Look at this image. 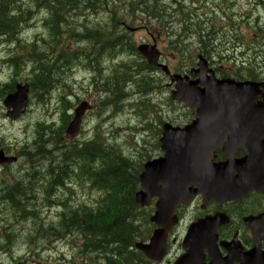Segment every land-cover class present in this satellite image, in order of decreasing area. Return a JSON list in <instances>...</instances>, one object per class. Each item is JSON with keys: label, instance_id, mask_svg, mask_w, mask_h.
<instances>
[{"label": "rangeland", "instance_id": "374dc122", "mask_svg": "<svg viewBox=\"0 0 264 264\" xmlns=\"http://www.w3.org/2000/svg\"><path fill=\"white\" fill-rule=\"evenodd\" d=\"M146 1L147 2L151 1L153 3H159L158 7L161 9V12L163 10V6L166 7L165 2L169 4V0H146ZM244 1H248V5H247V15L248 16L247 17L250 19L248 22V29L245 30L246 32L244 30H241V24H238L237 22H235L238 24L237 33H235L234 29L232 28H226L223 30L222 33L218 32L216 47L217 48L219 47L221 38L224 39L226 41V44L225 46L222 47V49L227 47L228 50L225 52L227 56L231 57V59L237 58V55L240 53L239 52L240 49L247 48V52L245 53V59L248 62V66H249L248 68L252 71L254 70V73L253 72L248 73L249 72L248 68H246L243 71V73L259 74L261 77H264V62L262 63L261 61H259V57L257 55L252 54V51L254 49L264 48V11L261 6H257L258 4H256V2H259V0H229L230 3L237 2L239 7L242 6L243 8H244V5H243ZM26 2L30 3V5L32 6V7L30 6L28 10L27 9L23 10V15H22V17L25 16L29 18V21L27 22L28 29L22 31V33L19 34L18 37L21 39L20 40L21 42L23 40L29 41V42L33 40L38 41L42 36L46 35V29L44 26V23H45L44 17L46 16V13L44 11H39V7L36 5V2L32 4L31 0H24L23 2L24 9H25ZM126 2L131 5L135 4L138 7H140L142 3L145 4L144 0H126ZM220 2L221 0H217L216 4H220ZM115 8L118 10L117 11L118 14L116 16L120 18L119 21H127L128 24L132 26L144 25L148 27L149 29H152L154 32H157V29L155 28H158V27L157 26L154 27L155 21L147 18L146 16H141L142 14L140 13L139 9L134 12L135 14H133L131 11H128V9L125 10L124 9L125 6L123 2L119 0L117 4L114 5V9ZM253 8H256L254 12V16L260 15L259 22H257V18L251 19L249 15L248 10L249 9L252 10ZM152 11H153V8L151 12ZM181 12L182 10L180 11V13ZM228 12L231 13L232 11H228ZM84 14L86 15L85 16L80 15L76 17L74 20L77 19L76 20L77 23L75 22V24L74 23L73 24L78 29H80L81 27H82L81 29H83V25H84L85 26L84 29L87 30V28H90V27H95L98 25L103 26L102 24H104V22H107L109 20V15H111V12H107L101 9V10H98L97 13H95L96 15L94 14V11H86ZM228 15L230 16L231 14H228ZM159 18L160 19L162 18V16H160V11H159ZM187 18H184L183 20H186ZM212 19L215 22V19L214 18ZM187 21H190V20L188 19ZM191 21L190 23L192 24L196 20L191 19ZM229 22H232V21L229 20ZM216 23L218 24L217 19H216ZM95 24H98V25H95ZM179 27L182 28L181 23L179 24ZM119 29L120 30L123 29L120 26V23H119ZM184 29H187V28L184 27ZM81 32L82 30L80 31V33ZM80 33L78 34L74 33V36L76 37V39L80 38L78 36L80 35ZM131 37L134 39L136 43H138L141 40L146 39L148 35L146 34L145 30H142L138 33H134L133 35H131ZM1 39L4 40L5 36H2ZM172 39H174V36L173 37L171 36L166 39L162 35L158 40L159 46L166 51L167 46H168V41ZM69 41H70L69 39H66L65 41V46L67 45L66 49L72 48V51L75 53V56H74V61H72L68 66H65L68 68V70L66 71L67 72L65 75L66 78H64L66 81L63 80V82L62 81L60 82V85L62 86L61 88L57 90H54L55 89L54 88L53 91L49 94V96L45 98L46 100L43 99L41 101H37L34 97H31L26 113L21 118H19L17 121L9 120L7 118V115L4 113L5 109H3V104H0V142L4 143L8 148H9L8 144L11 146V148L9 149V154H13V153L17 154L20 151V148L27 144H31L28 148L32 147V141L37 136L38 130L40 129L44 131V136H46V139H49V143L52 144L51 146L52 149L51 148L50 149L54 150L55 149L54 147H56V142L53 138H51V134H49V131L46 128V122H48L49 120L48 118H50L51 115H54L53 120L56 121V124L59 125L60 120H61L60 112H61V109L64 107L63 104H66V102L68 101L66 105L69 108L73 107L72 104L74 105V107H76L80 103V101L83 99H91L93 102L96 101L99 95L102 96L100 99L101 101L103 100V98H107L109 99V101L105 104H102V112H100V107H97L94 112L87 114L86 119L84 121V125H83L84 133H81V136L78 137L79 140H87V141L89 139L91 140L98 132L97 126L100 125V131L102 132L104 136H106V139H107L106 141L112 144H115V143L121 144V146L124 148L126 156L129 158L131 156L133 159H136L137 161L145 160L146 158L145 155L147 153L148 154L155 153L153 151L156 148V146L153 145L156 143L157 132L155 129L158 128V126L161 124V121L167 120L175 124H183L191 120L192 116L188 114L183 104L173 103L170 100L169 98L170 90L169 88L168 90L164 88V85H166L167 82H165V80L163 79L164 77L163 74L159 71H156L153 74L156 79L155 82L153 83L149 78L150 73H152L151 71H148L147 73L142 72V71L140 72L134 71L137 75L131 76V79H133L132 81L133 86H129L127 89V91L129 92H132L135 89V91L139 93L141 92L143 94L144 93L143 90L147 88L146 86H144V83H143L144 76H147V78L145 79H147V81L149 82L148 91L149 92L154 91L152 95H155V93L160 92L159 93L160 95L153 97L154 99L153 101L159 103V106L155 112L153 111L146 112V107L141 104H136L137 102H134L129 105L131 101L127 99L123 100L121 102L123 104L119 106L121 104L120 103L117 108H115L114 102L111 105L112 107L108 108V106H110L111 100L112 101L115 100V97L108 95L109 93L106 94L102 90L109 88L113 92H118V90H115L116 85L113 86L112 85L113 82L108 81L109 79L113 77L114 72H116L117 74L122 73L121 69H117V65L120 64V62L123 59L124 61L139 62L141 60V57L133 52L127 53L129 51H124L121 54H113V55L106 54L104 57H101L102 59H101V62L99 63L101 70L100 69L97 70L87 64L88 62H86L87 60L85 59L84 54H82L81 60L79 59V53H80L79 50L84 48L86 51H89V47L88 45H86L88 43L84 42L82 43L83 44L82 45L80 42H77L80 44L76 45L77 44L76 43L73 45L71 41L70 43ZM237 42H242L244 44L242 48H233L234 44H237ZM186 44L188 43H185V45ZM193 47L194 45L189 46L190 49H192ZM2 49L3 51H5L4 45H2V48H0V60H2L3 56L4 58L6 57ZM84 49H82L81 52ZM116 51L117 50L115 48L114 52ZM1 54H4V55H1ZM76 55L78 56V58ZM167 55H169L168 51H167ZM4 60L7 62V59H4ZM221 63L226 66L233 65V64H236V65L240 64V63H236L235 61L232 62L230 60H222ZM84 64H86V66ZM178 64L179 63L177 62L175 69L179 68ZM4 65L5 67H3L2 69L8 67V65L6 64ZM22 66L18 69L20 72L19 77L23 74L24 79L29 78L30 77L29 72L31 71L29 70L28 67L31 68V66H28V64L22 65ZM82 67H84V69ZM2 69H0V78L5 81L8 78H10V72H6V73L4 72L5 74L4 73L2 74L1 72ZM84 70H85V73H84ZM99 71H101V75H99L98 80L101 79L102 86L99 85L95 81L94 74L95 72L99 73ZM67 75L72 76V77H68ZM12 77H13V73H12ZM107 81H108V84H107ZM90 82L94 83L93 87L88 86L90 85ZM95 88H97L99 93L97 90H95ZM44 92H45V89L42 90V95ZM149 95H145V97H148ZM63 97L64 99L62 103ZM123 97L125 96L123 95L122 97L120 96L119 98H123ZM134 99H137V97H135ZM69 112L72 113L73 110H69ZM144 113L145 115H143ZM97 116H101V118H98ZM146 117L149 118L148 126L150 128L149 130L150 141L145 142L144 140L138 137L137 139H139V143L141 145L140 147H138V144L134 143L135 140L132 137L133 131L129 130V126H137L138 124H140V122L144 121ZM102 118H110L111 120L107 124V123L102 122ZM145 137H148V135H146ZM133 143L136 147L133 145ZM37 147L38 145L35 146V149H37ZM41 148L46 151L44 145ZM44 154L45 153H43V155ZM39 158L36 155V151H35L34 159L37 160ZM27 164L29 165V163ZM11 171L25 172L23 178H18L19 180L23 182H24V179L31 177V173H34V172H31L33 171L32 169L29 171V169L27 168V165H25V162H23V158L20 159L19 163L16 166L11 167ZM3 172H4L3 169L0 168V177H1L0 180L7 179L8 175L6 174L3 175ZM33 178L34 177H32L31 179ZM74 178L75 177H72V176L70 178L68 170H65L59 173L58 180L56 183L53 182L52 178L48 180L50 182L52 179L53 183H50V185H52L51 188L47 187L48 181H46V182H43L44 185L37 184V186L35 185V187H33L30 190L24 182V186H25L24 189L26 190L25 198H22L21 200L19 199L18 207L14 209H12L15 204L14 201L8 200V202L4 205L6 207H3L1 205L0 210L2 209L4 212L1 210L0 216L3 218L5 217L6 219H11L12 215L18 214V216L22 218V215H24L28 211V209L34 210L36 208L35 210L38 211L40 218L45 219L46 221L58 223L59 218L57 217V213L60 210V208L53 207V209H50L48 205L46 204V202H44V200H45L47 193L51 191L52 189H54V187L55 188L57 186L61 187L63 185H65V187L68 186L67 187L68 189L66 188L57 189L56 197H58V199L64 198L67 202L65 203L67 206H75V207L76 206H97V202L102 199L101 197H103V195L97 190L92 191L90 185L87 184L85 180L81 181V180H78V178H75L76 179L75 180ZM1 186L2 185L0 183V189L2 188ZM4 194H7L6 196H9L8 193H4ZM43 204L45 206H43ZM40 209H41V212H40ZM1 217H0V220H2ZM31 219L32 218L28 220L29 222L23 219L21 222L14 223L12 224L11 227L8 228L9 229L8 232L14 234L12 237L13 243L12 245H10L9 251L0 250V264H13L12 257H21L22 260L20 261V264H73L72 262H69V260H73L75 264L82 263V258L80 257L78 247L76 246V244H80L81 241L78 240L74 236L72 237L67 236L65 237L64 241L57 240L55 242H50V244L41 243L39 241L36 244H32L28 242L27 240H25V235H26L25 232L33 229ZM135 219L137 220L136 217ZM34 220L36 222V224L34 223V225L48 224V223H42L38 217L34 218ZM137 221H139V218ZM2 224L0 222V225H1L0 235L3 234V229H1L3 226ZM186 224L187 223H185V225ZM2 242L3 240H1L0 238V246L4 245V242L3 243ZM178 250H179V246H175L173 253L177 254ZM93 264H96V260L93 261Z\"/></svg>", "mask_w": 264, "mask_h": 264}, {"label": "trees", "instance_id": "16d2710c", "mask_svg": "<svg viewBox=\"0 0 264 264\" xmlns=\"http://www.w3.org/2000/svg\"><path fill=\"white\" fill-rule=\"evenodd\" d=\"M119 1L123 2L125 10L128 9V11L134 13L139 9L140 13L142 11L154 16L151 9H149L146 4H142L138 7L135 4H128L126 0ZM34 2H36V5L46 13V16L44 17L46 35L42 36L37 41L40 43L41 47L35 54H32V61L27 63L31 66L32 73L35 75H40L42 77L52 72L57 66L62 65V67H65L68 65L71 60L70 55L74 52L72 49H66L65 41L66 39H69L71 42H76V40L73 39L76 37L71 33H77L78 31V33H80V30L83 31V33H80V35L82 34L83 36H81L79 40L88 43L89 47V51H82L86 60L97 52L100 53L98 57H96L100 63L101 57H104L106 54L113 55L123 52L124 50L134 51L136 48L133 43L131 44L130 37L123 32H117L115 29V26L120 20V18L116 16L118 10L116 8L114 9V5L117 4L118 0H33V3ZM155 8L156 12H158L159 8H157V6H155ZM101 9L111 12V22L106 27L98 25L83 30L85 28V26H83V29L79 30L73 24V16H85L86 14L84 13L86 11L97 12ZM23 10L25 9L23 8L21 0H3L0 3V36L5 35L11 39L17 35L20 29L19 20L23 15ZM63 27L67 29L65 30ZM103 28H105L106 31L103 32V30H105ZM100 29H102V34L100 33ZM95 30H98L99 33ZM89 37L91 39H89ZM113 41H116V45H113ZM115 48L117 50L116 52H114ZM35 55H37L36 58ZM141 63L142 62L137 63L135 61L125 62L122 65V68H120L121 70H124L125 73L116 74L117 81L121 85V94L124 93L122 90L127 81L131 80L132 75L135 76L136 73L134 71L144 72V69H147L148 71L152 69L145 61L144 63ZM14 64L17 68L22 66V64H19L18 62H14ZM145 78H147V76H144V81H142L144 86L147 87L145 89V91H147L149 82ZM150 80L152 81L151 78ZM49 81L50 79H48L47 83H41L42 86L46 85L50 88L52 82ZM113 85H115V83H113ZM115 90L119 91L118 84H116ZM113 93L116 94L117 92ZM65 108L66 106H64L63 111H61L62 125L59 126L56 123H51L46 127L49 134H51V138L56 142V148L54 150L49 149L48 151L41 148L45 143H49V139H46L43 130L39 132L38 137L34 139V143L37 144L38 147L37 149H35V147L33 149L36 151L38 158L44 156L43 153L47 152L46 165L50 166H47V170L44 169V179L48 181L50 178L53 179L57 176L56 178L58 180V175L61 171L68 170L70 165L76 163L77 166L74 169L78 168L80 176H86L89 181H91L93 187L103 190L104 196L99 201V205L95 208L86 207V209H80L79 214L77 213L78 210L70 212L68 211L69 207L64 206V208L67 209H63L61 213L62 221H60V223L34 225L33 229L28 234V237L30 238L29 240L37 241L41 235L44 238H50L52 236H56L57 238L63 237V235L66 236L73 234L76 237L81 238L83 241V251L96 250L97 253H103L109 264H134L135 261H143V254L133 249L134 242L142 235V230L144 229H142V226L139 225L135 219V217L137 218V214H141L142 211L134 201L135 192L139 187L140 169H138V165L132 159L133 162L128 158H124L123 155L119 153L122 151L119 146L114 144L110 145L103 140L100 141L97 138L98 134L95 137L96 139H93L91 142L69 145L68 141L63 137L64 129L70 118L69 115H67ZM95 145L99 146L95 147ZM87 146H89V148ZM52 153L53 156H51ZM54 153L58 157V160L52 161L55 157ZM26 157V160L32 164L33 157ZM31 169L32 168H30L29 171ZM47 187L51 188L52 185L48 182ZM1 192L4 194L2 188L0 189V199L14 201L15 204L18 203L20 198H25L24 193L16 194V192L13 191L8 193L9 196H6ZM44 201L53 204L51 201ZM17 207L18 206H16V208ZM36 211L37 210H33L35 215H37L36 217H38ZM11 239V235H8L7 240L10 241Z\"/></svg>", "mask_w": 264, "mask_h": 264}, {"label": "water", "instance_id": "95a60500", "mask_svg": "<svg viewBox=\"0 0 264 264\" xmlns=\"http://www.w3.org/2000/svg\"><path fill=\"white\" fill-rule=\"evenodd\" d=\"M1 1V0H0ZM140 51L147 57L150 64L157 66L158 60L160 57V52L156 49L155 46H142ZM166 70V68H164ZM179 81V76H175L173 81ZM198 83V81H196ZM248 85V86H247ZM251 84H243L240 86L233 87L227 86V82L217 81L215 83L209 84L205 93L198 92L194 87H185L180 89L183 85H177V91H173V97L179 101H184L187 106L195 107L196 104L205 105V108H210V94L215 91L223 92L222 97L212 94V98L215 100L224 99V101H219V106L223 107L226 104H229L233 100V96L241 101V106L243 110L239 112L238 119L239 123L244 126L256 125L257 117L260 112L254 110L252 104L253 96H250L246 93H253ZM28 90L29 87L18 85V89L14 94L9 95L5 100L4 104L7 107L8 115L10 118L15 119L20 116L21 113L27 107L28 104ZM257 90V89H255ZM241 94V95H240ZM236 106L232 104L230 107ZM86 109L85 103H83L77 110L74 120L71 122L70 126L67 129L69 135H76L79 132V127L81 119ZM264 114V113H260ZM201 116V115H200ZM214 118V112L206 114L204 118L199 121H196L194 125L200 124L199 127L191 126L192 133H195L193 137L194 140H191V137H187L185 133L183 136H172L171 141H166L163 148L166 150V156L164 159H159L153 162H148L145 165V171L140 176V181L144 190L136 194V201L142 205H149L151 198L153 196L159 197L157 203V213L152 218L158 225L163 226V228L155 231L154 236L151 238L149 244L139 242L136 243V247L143 250L149 257L152 259L160 260L164 257L167 247V232L175 223H163L170 219L171 213L178 206L180 201L189 203L194 194H192L188 189H186V184L192 181H195L193 177L196 176V173H200V183L207 182L208 175L202 173H208L210 171L209 162L205 160L204 151L210 148L209 144L212 140H206V142L200 140V135L204 139L203 135L208 137V134H212V130L215 128L212 119ZM204 127V128H203ZM218 128H216L217 130ZM187 133V132H186ZM197 140V142H196ZM251 149V147H250ZM264 158V157H262ZM16 158H6L4 152L0 150V163L12 162ZM218 170L225 169L227 171V166H231V162L220 164ZM238 170L240 175L238 180L233 181V186L237 187L239 183L246 181V178L243 173H246L247 176L251 175L259 170L253 166H249L244 163V165L236 166L233 171ZM225 175V174H224ZM225 178L224 181H220L222 184L229 186V182ZM251 179V178H249ZM162 183V184H161ZM223 189V188H222ZM197 241L201 240L199 237L196 238ZM196 241L192 233L185 239L184 247L196 248Z\"/></svg>", "mask_w": 264, "mask_h": 264}, {"label": "flooded vegetation", "instance_id": "af4514ba", "mask_svg": "<svg viewBox=\"0 0 264 264\" xmlns=\"http://www.w3.org/2000/svg\"><path fill=\"white\" fill-rule=\"evenodd\" d=\"M216 3L217 0H169V4L165 2L166 7L163 6L160 22L161 28L167 33L178 29L182 32H187L183 36L185 37V41L195 39L191 40L189 44L196 46L197 59L202 56V60H206L209 66L214 68L218 77H231L238 81L245 80L246 77L243 74L240 76L238 71L234 70L233 67L227 69L230 73H220L217 70L218 66L222 68V60L231 61V57L227 56L225 52L228 50L227 47L222 49L226 44L224 39L221 38L219 47H216L218 38L216 35L218 32L222 33L226 28H232L237 33L238 24L241 23V30L245 31L248 29L250 19L247 17V13L244 12L247 1H245V5L243 4L244 8L242 6L239 7L237 2L230 3L229 0H221L220 4ZM259 4L264 5V0H259ZM172 8L175 10H172ZM190 8L191 12L184 17L188 18L180 21V19H183L185 10H189ZM181 10L182 12L180 13ZM228 11L232 12L229 13ZM228 14L231 15L229 16ZM212 18L215 19V22ZM253 18H257V22L260 21L258 16H254L251 19ZM188 19H195L196 21L192 23L194 25L187 21ZM216 19L218 24L216 23ZM229 20L232 22H229ZM235 22H238V24ZM180 23L182 24V28L179 27ZM184 27L187 29H184ZM243 45L242 42H237L233 48H242ZM243 50H239L241 62L245 53ZM216 51L219 52L218 61L213 60ZM255 80H260V78H256ZM241 136L243 137L242 141L236 140L234 142L236 148L232 155L236 159L243 158L248 154L247 142L257 145L264 144V132H258L253 135L244 132ZM229 137L230 134L225 136L226 139H229ZM228 159L229 156L222 149L216 151L215 161L226 162ZM262 176V181L261 179L258 180L256 186L251 188L245 196L243 193L236 192L234 194L236 196L233 199L225 201L222 197L208 199L203 193H198L191 204H181L178 208L177 214L180 217L181 223H221L216 227L215 231L218 235L217 244L223 256H226L229 252V249H226L221 244L223 241L232 242L230 246L231 250H237L240 253L253 248L255 242H258L262 251H264V173ZM190 187L195 188L196 186L192 183ZM204 254L205 262L210 263L213 260L210 249L204 248ZM234 264H239V262L236 260Z\"/></svg>", "mask_w": 264, "mask_h": 264}, {"label": "bare ground", "instance_id": "6f19581e", "mask_svg": "<svg viewBox=\"0 0 264 264\" xmlns=\"http://www.w3.org/2000/svg\"><path fill=\"white\" fill-rule=\"evenodd\" d=\"M60 1V0H59ZM65 2V1H64ZM199 2V1H198ZM63 3V2H62ZM145 4L146 5H148V7H150V9L152 10V8H153V11H152V13H153V15H154V17H156L157 19H160L159 18V11H160V16H162V12H161V10L159 9V11L158 12H156V8H155V6H157V4H155V3H153V2H147L146 0H145ZM80 5V4H79ZM30 3H28V2H26L25 3V10L27 9H29L30 8ZM32 7V6H31ZM196 7V6H195ZM108 8V7H107ZM157 8H158V6H157ZM192 9H193V7H191ZM191 8H190V10H191ZM198 8V7H197ZM172 10H175V9H173L172 8ZM194 10H195V8H194ZM73 11V10H72ZM198 11V10H197ZM67 12V11H66ZM74 12V11H73ZM191 11H186L185 10V12H184V16L183 17H186L189 13H190ZM33 13H34V11H33ZM76 13V12H75ZM95 13H97L96 11H94V14ZM58 14H60V13H58ZM63 14V13H62ZM71 14V13H70ZM25 15V14H24ZM28 15H29V13H28ZM56 15V14H55ZM72 15V14H71ZM96 15V14H95ZM127 15V14H126ZM200 15V14H199ZM247 15V14H246ZM145 16H147L146 14H145ZM248 16V15H247ZM33 17V16H32ZM56 17V16H55ZM76 17H74L73 16V22H74V24H75V22L77 23V19L76 20H74ZM200 18V17H199ZM203 18V17H202ZM184 19V18H183ZM183 19H180V21H182ZM29 21V18L28 17H21L20 18V20H19V22H20V24H19V27H20V29H19V32L17 33V35H15V37H12L11 39H10V42L9 43H2L4 46H5V51H3V53L5 54V56H6V58H8V59H10L11 61H13V62H18L19 64H22V65H25V64H27V63H29V62H31L32 60V54H35L36 53V51L41 47L40 46V44L37 42V40L35 41V40H33V41H31V42H29V41H25V42H20L19 41V39H17V36H19V34H21L22 33V31H24V30H27L28 28H27V22ZM67 21V20H66ZM70 21V20H69ZM191 21V20H190ZM189 21V22H190ZM70 22H72V21H70ZM110 22H111V16L109 15V20L107 21V22H104V24H102L103 26L102 27H106L108 24H110ZM191 22H193V21H191ZM198 22V21H197ZM201 22H202V20H201ZM204 22V21H203ZM68 23V22H67ZM97 23V22H96ZM238 23V22H237ZM98 24H100V23H98ZM98 24H95V25H98ZM189 24V23H188ZM198 24V23H197ZM242 24V23H241ZM80 25H81V23H80ZM200 25V24H199ZM199 25H198V29H199ZM70 26V25H69ZM74 26V25H73ZM84 26V25H83ZM189 26V25H188ZM243 26V25H242ZM101 27V28H102ZM193 27V26H192ZM204 27V26H203ZM207 27V26H206ZM75 28V27H74ZM82 28V27H81ZM80 28V29H81ZM109 28V27H108ZM194 28V27H193ZM192 28V29H193ZM208 28V27H207ZM259 28V27H258ZM63 29H65L64 27H63ZM67 29V28H66ZM65 29V30H66ZM79 29V30H80ZM90 29V28H89ZM103 29H105V28H103ZM206 29V28H205ZM261 29V28H260ZM72 30V29H71ZM70 30V31H71ZM101 30L102 29H100V33H101ZM201 30V29H200ZM262 30V29H261ZM81 31V30H80ZM89 31V30H88ZM92 31V30H91ZM91 31H90V33H91ZM96 31V30H95ZM104 31H106V29L105 30H103V32ZM190 31V30H189ZM193 31V30H192ZM79 32V31H78ZM78 32H77V34H78ZM97 33H99V31L97 30L96 31ZM108 32H109V30H108ZM214 32V31H213ZM81 33H83V31L81 32ZM86 33V32H85ZM95 33V32H94ZM208 33V32H207ZM71 34H74V32L73 33H71ZM102 34V33H101ZM103 34H105V33H103ZM192 34V33H191ZM204 34V33H203ZM193 35V34H192ZM207 35V34H206ZM70 36V35H69ZM81 36H83L82 34L79 36V37H81ZM198 37V36H197ZM69 38V37H68ZM71 38V37H70ZM73 39H75V38H73ZM89 39H91L90 37H89ZM85 42V41H84ZM105 42V41H104ZM91 43V42H90ZM93 43V42H92ZM108 43V42H107ZM78 44H80V43H77L76 45H78ZM82 44V43H81ZM104 44V43H103ZM102 44V45H103ZM83 45V44H82ZM81 45V46H82ZM86 45H88V44H86ZM94 45V44H93ZM99 45V44H98ZM113 45H116V41H113ZM80 46V47H81ZM84 47V46H83ZM92 47V46H91ZM79 48V47H78ZM88 48V47H87ZM99 48H100V46H99ZM82 49H84V48H82ZM81 49V50H82ZM107 49V48H106ZM85 50V49H84ZM99 50V49H98ZM100 50H102V49H100ZM110 50V49H109ZM108 50V51H109ZM80 51V50H79ZM95 51H96V49H95ZM26 52V53H25ZM78 53V52H77ZM89 53V52H88ZM97 53V52H96ZM95 53V55H92V57H90V58H88L87 59V61H88V65H90V66H94V68L95 69H100V65H99V62H98V60H97V58L96 57H98V55L100 54V53H97L96 54ZM104 53V52H103ZM252 54L253 55H257L258 57H259V61H261L262 63L264 62V48L263 49H260V48H257V49H254L253 51H252ZM67 55H69V54H67ZM88 55V54H87ZM103 55V54H102ZM74 56H75V53H73L72 55H70V57H71V60H70V62H69V64L72 62V61H74ZM77 56V55H76ZM84 56V55H83ZM37 57V55H35V58ZM67 57V56H66ZM77 58H78V56H77ZM81 58H82V52L80 51V53H79V59L81 60ZM102 59V58H101ZM45 61V60H44ZM59 61H61V60H59ZM68 61V60H67ZM77 61V60H76ZM86 61V62H87ZM101 62V61H100ZM257 62V61H256ZM75 63V62H74ZM252 63V62H251ZM40 64V63H39ZM48 64V63H47ZM68 64V65H69ZM49 65V64H48ZM57 65V64H56ZM68 65H66V66H68ZM85 66H86V64H84ZM258 65V64H257ZM261 65V64H260ZM259 65V66H260ZM29 66V65H28ZM255 66V65H254ZM253 66V67H254ZM72 67H74V66H72ZM29 68V67H28ZM70 68V67H69ZM81 68V67H80ZM83 69H84V67H82ZM93 68V67H92ZM255 68V67H254ZM77 69H78V67H77ZM90 69V68H89ZM249 69V68H248ZM253 69V68H252ZM68 70V68L67 67H62V65L61 66H57V68L56 69H54L52 72H50L49 74H47V75H45V76H38V75H35V74H33V73H30V77L29 78H26V79H24L23 77H24V75L22 74L20 77L18 76L17 77V80L20 82V81H29L30 83H31V85H32V92L31 93H29V96L30 97H34L37 101H41V100H43V99H45L46 97H48L49 96V94L53 91V89L54 90H57V89H59V88H61L62 86L60 85V82L62 81L63 82V80H65L64 78H66L65 77V75H66V71ZM71 70V69H70ZM101 70V69H100ZM249 71H250V69H249ZM254 71V70H253ZM89 72V71H88ZM98 72V71H97ZM144 72H148V70L147 69H144ZM43 73V72H42ZM84 73H85V70H84ZM122 73H125V71L124 70H122ZM254 73V72H253ZM255 73H256V71H255ZM25 74V73H24ZM72 75V74H71ZM74 75V74H73ZM77 75V74H76ZM95 81L99 84V85H101V79H99L98 80V78H99V75H101V71H99V73H96L95 72ZM68 76V75H67ZM38 77V78H37ZM68 77H72V76H68ZM48 79H50V81L49 82H52L51 84V87L50 88H48L46 85H44V86H42V84L41 83H47L48 82ZM71 79H73V78H71ZM31 80V81H30ZM66 81V80H65ZM75 81V80H74ZM65 84V83H64ZM96 84V83H95ZM4 85H7V83H5ZM31 85H30V90H31ZM50 86V85H49ZM102 86V85H101ZM99 87V86H98ZM100 88V87H99ZM103 88V87H102ZM10 89L11 90H15V86L14 85H10ZM43 89H45V92L43 93V95H42V90ZM93 90H94V88H93ZM103 92H105L106 94L107 93H109L108 95H112L113 93H112V91H110V90H107V89H104L103 90ZM99 93V92H98ZM95 94V93H94ZM51 96V95H50ZM46 100V99H45ZM112 130V129H111ZM97 131V130H96ZM103 131V130H102ZM90 133V132H89ZM104 133V132H103ZM94 135V134H93ZM92 137V136H91ZM104 137H106V136H104ZM215 137H219V134H217ZM85 139V138H84ZM90 140V139H89ZM98 140V139H97ZM107 140V139H106ZM93 141V140H92ZM108 142V141H107ZM98 143V142H97ZM109 143V142H108ZM110 145H112V143L110 144ZM44 146H45V149H46V151H48L50 148H51V146H52V144L51 143H45L44 144ZM78 146V145H77ZM99 146V145H98ZM97 145H95V147H98ZM105 146V145H104ZM58 147V146H57ZM82 147V146H81ZM88 148H89V146H87ZM54 148H56V147H54ZM52 149V148H51ZM68 149V148H67ZM68 151V150H67ZM50 152V151H49ZM63 152V151H62ZM119 153H121L122 155H123V157L124 158H128V159H130L131 160V158H129V157H127L126 156V154H124L122 151L121 152H119ZM29 154H31V155H29ZM46 154H47V152L44 154V156H42V157H40L39 159H34V155H35V150L33 149V148H29V149H27L26 150V156H32L33 157V163H32V166H30L28 169H30V168H32V170H33V172L34 173H31V177H29V178H27V179H24V182H25V184L27 185V187L31 190L33 187H35V185L37 186V184H40V185H44V183L43 182H46V180L44 179V176H45V171H44V169H46L47 170V166H50V165H46L45 164V162H46V159H47V157H46ZM55 154V153H54ZM58 154V153H57ZM51 156H53V153H52V155ZM55 160H58V157L56 156V154H55V157H54V160H52V161H55ZM62 160V159H61ZM132 161V160H131ZM57 162V161H56ZM133 162V161H132ZM55 163V162H54ZM60 163V162H59ZM96 164V163H95ZM100 165V164H99ZM94 166V165H93ZM24 174H25V172H17V171H11V170H9L8 172H7V179L6 180H0V183H1V185H2V191L4 192V193H9V192H16V194H21V193H24V195H25V193H26V190L24 189L25 188V186H24V182L23 181H21V180H19L18 178H23L24 177ZM55 176V175H54ZM32 177H34L33 179H31ZM62 177V176H61ZM47 178V177H46ZM50 178V177H49ZM70 178H71V176H70ZM79 178V177H78ZM75 179V178H74ZM50 180V179H49ZM76 180V179H75ZM49 182V181H48ZM53 182H57V178L55 177L54 179H53ZM52 182V179H51V181L49 182V183H53ZM91 182V181H90ZM43 183V184H42ZM50 188V187H49ZM45 189V188H44ZM53 190V189H52ZM35 191V190H34ZM37 191V190H36ZM41 191H42V189H41ZM107 191V190H106ZM73 193V192H72ZM34 194V193H33ZM32 194V195H33ZM1 195V194H0ZM3 195H7V194H3ZM36 195V194H35ZM37 196V195H36ZM39 196V195H38ZM14 197H16V196H14ZM29 197V196H28ZM40 197V196H39ZM44 197V196H43ZM39 199V198H38ZM16 201H18V200H16ZM32 202H34V201H32ZM38 202V201H37ZM53 202L55 203V204H57V205H61V206H67L65 203H67L66 202V200H64V199H57V198H55L54 200H53ZM18 203H19V201H18ZM36 203V202H35ZM22 204V203H21ZM24 204V203H23ZM29 204H30V202H29ZM45 204V203H44ZM43 204V206H45ZM3 206V205H2ZM36 207V206H35ZM28 209V208H27ZM36 209V208H35ZM34 209V210H35ZM55 209V208H54ZM2 210V209H1ZM0 210V211H1ZM56 210H58V209H56ZM3 211V210H2ZM68 211H70V210H68ZM4 212V211H3ZM40 212H41V209H40ZM71 212V211H70ZM7 213V212H6ZM36 213L39 215V213H38V211H36ZM0 215H1V212H0ZM16 215H18V214H15V215H12V218L11 219H6L5 217L3 218V217H1L2 218V220H0V222H1V224L3 225L2 226V228L1 229H3V228H5V227H11L12 226V224H14V223H19V222H21L23 219H30V218H37L36 216L37 215H35V213L33 212V209H31V210H29L28 209V211L24 214V215H22V218L20 217V216H16ZM6 216V215H5ZM40 216V215H39ZM7 217V216H6ZM28 221V220H27ZM29 222V221H28ZM21 224V223H20ZM36 224V223H35ZM50 224V223H49ZM24 225V224H23ZM1 226V225H0ZM50 226H53V225H50ZM39 227V226H38ZM37 227V228H38ZM45 227V226H44ZM35 229V228H34ZM57 229V228H56ZM59 229V228H58ZM1 232V231H0ZM36 232V231H35ZM59 232V231H58ZM46 235V234H45ZM33 236V235H32ZM64 236V235H63ZM69 236V235H68ZM56 237V236H55ZM33 238H34V236H33ZM58 238V237H57ZM53 241L55 242V240L53 239ZM18 242V241H17ZM3 243V242H2ZM1 243V244H2ZM38 243V242H37ZM38 246V245H37ZM10 248V245H1L0 246V250H10L9 249ZM96 259L97 260H99V261H106V259H105V255L103 254V253H97L96 252ZM93 261L94 260H90V262L91 263H93ZM20 262V261H19ZM107 262V261H106ZM22 263V262H21ZM108 263V262H107ZM109 264V263H108Z\"/></svg>", "mask_w": 264, "mask_h": 264}]
</instances>
